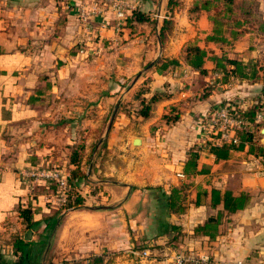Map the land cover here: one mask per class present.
Here are the masks:
<instances>
[{
  "label": "crops",
  "instance_id": "crops-1",
  "mask_svg": "<svg viewBox=\"0 0 264 264\" xmlns=\"http://www.w3.org/2000/svg\"><path fill=\"white\" fill-rule=\"evenodd\" d=\"M82 1L0 0V254L14 258L11 239L17 232L42 247L38 264L43 263L58 224L57 220L52 229L47 228L44 219L58 207L52 186L38 185L44 191L31 194L25 174L45 164L70 174L75 167L71 151L80 145L84 148L81 168L89 161L87 179L79 183L81 196L99 202L97 196H90L91 188H96L92 179L102 181L106 195L104 207L84 200L82 208L72 209L71 221H76L71 234L100 229L109 238L78 243L71 258L83 257L84 251L91 255L125 248L126 215L132 214L140 199L150 196L145 187L163 186L168 193L181 185L193 201L189 220L196 210L208 215L213 211L211 188L250 196L246 208L224 213L214 238L200 237L198 252L208 257L201 264L209 260L208 264H264V155L260 164L255 163L256 155L245 145L228 159L216 161L205 145L203 124L207 111L220 103L231 101L245 108L264 103V0H233L229 12L225 0H177L171 7L168 0H132L134 10L149 21H136L132 10L119 32L107 12L83 20ZM164 19H171L173 26L162 43ZM214 33L224 41L211 40ZM189 42L210 55L255 65L256 79L224 78L211 59L205 60L204 73L191 68L182 55ZM174 58L178 65L160 68L162 60ZM137 74L138 79L130 83ZM142 86L144 93H136ZM154 95L157 100L149 115L142 117L137 112L139 99L148 101ZM119 100V111L100 151L103 142L100 138L93 146L94 136ZM124 104L130 110H124ZM170 107L179 117L166 124L162 116ZM263 128L264 120L255 144L264 147ZM134 138L140 139L136 146ZM189 150H198L199 158L198 172L188 176L182 170ZM31 159H37L36 164ZM96 171L106 178L98 179ZM18 204L31 206L34 220L40 222L36 229L22 223ZM143 216V211L132 216L130 227L157 226L158 218L147 222ZM60 240L55 239L54 245L61 246Z\"/></svg>",
  "mask_w": 264,
  "mask_h": 264
},
{
  "label": "trees",
  "instance_id": "trees-1",
  "mask_svg": "<svg viewBox=\"0 0 264 264\" xmlns=\"http://www.w3.org/2000/svg\"><path fill=\"white\" fill-rule=\"evenodd\" d=\"M228 6H226V10L231 11L230 4L233 0H225ZM178 4L177 0H168V7L176 6ZM132 17L139 22L149 21V18L142 13L141 11L134 10L132 13ZM129 17L126 18V21ZM214 24L217 22L214 21ZM173 26V22L171 19H164L162 27L160 29V38L162 43L166 40L168 33L171 32ZM217 32V30H216ZM214 35L210 36L211 40H222L223 38L217 37ZM77 48V47H76ZM182 55L184 61L191 68L199 70L201 73L205 72L204 62L206 59H211L215 63L216 69H220L224 73V78L228 76H236L239 78H246L249 80H254L257 77V69L255 65H244L240 61L235 59H228L224 56H216L210 55L209 51L200 47L195 42L187 43L183 50ZM178 59H164L160 63L161 69H166L170 65H178ZM232 65V69H227L226 65ZM136 93L142 94L144 93V87H140L136 90ZM137 95V94H134ZM140 100V107L138 109L139 115L142 117H147L151 110V104L157 100V96H152L148 101L144 99ZM124 109V108H123ZM258 110H262L264 112V103H255L250 108L241 107L238 109L239 116L244 117L245 119L252 122V127L250 129H244L239 132V142L236 144H225L221 146H211L209 152L212 153L215 157V160H225L228 159L230 153L232 151L243 150L245 145H249V152L254 153L258 157H262L264 155V147L255 144V135L259 130V126L261 122H255L254 116ZM179 117V113L170 107L162 116V119L166 124H170L176 121ZM163 135L160 132L159 136ZM84 148L80 145L76 146L72 149L70 154V162L75 166L70 174H69V194L68 200L65 203L64 208H70L79 206L84 203V199L80 194L78 189L75 190V186H78L82 180L86 179V174L81 170V160L82 153ZM188 156L184 162L182 174L184 175H192L198 172L197 170V162L199 158L198 150H189L187 152ZM34 162L37 159H33ZM48 166V165H44ZM50 167H54L51 166ZM206 169H202L200 172H205ZM75 187V188H74ZM53 188V187H52ZM150 190V196L155 200V205L159 211H162L163 215H170L174 213H181L184 209V206L179 202L181 197V188L172 187L170 191L167 193L163 188L156 186L148 187ZM44 191V189L40 190ZM250 202V196L247 193H240L238 195L233 194V192L229 189H218L211 188L210 190V206L212 208H217L221 206L217 210L216 215L209 216L204 223L198 224L195 227V232L201 234L203 236H207L212 239L218 234V227L222 221L223 215L225 212L234 213L238 210H242L248 206ZM196 205L200 204L199 197H197L195 201ZM58 209L52 217H48L44 219L47 228H53L56 224L59 214L61 211ZM16 210L18 211V215L21 218L22 223L25 225L27 229H36L40 222L35 221L33 218L34 211L31 206L28 205L26 207H21L20 204L16 206ZM160 214V213H159ZM157 222V235H164L167 233L168 228H177V226L173 223H170L166 219L158 216ZM11 249L12 254L14 256L13 259H6L3 254H0V264H38L39 254L41 253L42 247L37 246L29 241L24 240L22 237L16 235L11 239ZM86 264H107L105 257L103 254H91L87 258ZM187 264H195V263H187Z\"/></svg>",
  "mask_w": 264,
  "mask_h": 264
},
{
  "label": "rangeland",
  "instance_id": "rangeland-1",
  "mask_svg": "<svg viewBox=\"0 0 264 264\" xmlns=\"http://www.w3.org/2000/svg\"><path fill=\"white\" fill-rule=\"evenodd\" d=\"M114 107L115 106L112 104L111 107L109 108V112L107 116L103 120L101 129H100L101 131L103 129L102 134H100L101 131L99 130V132L94 136L95 138L93 141V146L96 144V142H98L100 138H102L103 143L100 147V151L102 148H105L104 145H106L105 143H106V139H107L106 137L108 133L105 134V129L108 125V122H109V119L111 117ZM124 110H130V108H127L126 105L124 104ZM118 111H119V107H118ZM72 120H75V119H72ZM57 121H60V119H57ZM60 124H64V123L62 122ZM100 144H98L97 147H99ZM31 162L33 164L34 163L36 164V162H34L33 159H31ZM98 164L100 165V161L98 162ZM84 165L85 167L83 169L81 168V170L86 174V171L88 173L89 161L87 162V164L84 163ZM94 168L96 170L98 169V167L96 166H94ZM96 176L98 179L106 178L102 172L98 173L96 171ZM92 181L95 182V183L92 182V185H94L96 188L94 189L91 188L90 196L91 197L92 195L97 196L99 199H96V200L99 202L91 201V198H88V199L83 198V199L87 200L88 203L90 204H97V206L104 207L102 204L104 202L102 201H105V200H102V196H105L106 192L103 191V188H102L103 183L102 181H100L101 183H99V181L94 180V179H92ZM75 187H74L75 190L76 189H78L79 191L81 190L79 185ZM148 187H145V189H148ZM151 187L155 188L156 186H151ZM159 187L163 188V186H159ZM180 188H181V197H180L179 202L184 206V209L181 213H174V216L171 214L163 215L162 211H159L158 209L155 211L154 210L155 200L151 196L147 197V200L140 199V201L138 202V206H136L131 212L132 214L127 213L128 215H126L127 223H128L127 228H126L127 246L120 250H105L104 252L101 253L104 255L105 260L107 261V264H176L174 260V255L176 253H183V254L192 253L196 255L199 254L198 252V247L200 245L199 239L203 235L196 233L195 227L198 224H202L205 222L204 221L202 223H199L198 222L199 219H203L204 217H206L207 219L211 215H216L218 209L213 208L212 209L213 211L209 215L207 213H204V211L199 212L198 210H196L195 212L189 214V217H190V220H189L188 210L191 208V205H192L191 202L193 201L190 200L188 196L190 192L188 193L187 188H186V191H184V188L181 185H180ZM39 189H40L39 187H36L35 191L37 190L39 191ZM29 191L31 192V194L35 193L33 192V190L29 189ZM48 204H52V203L48 202ZM64 205L60 206L56 204V207H58L57 210L60 209L61 207H64ZM81 205L59 210L61 212L59 214L58 224L56 225L55 230H54V233L56 234H54L52 237L51 245L48 246L46 258L42 264H86L87 258L89 256V254H87L88 252L86 251H84L83 257L79 256L78 258H71L72 256H70V254L76 251L74 250V246L79 245L78 243L80 244L82 243L86 245L88 242L96 243L100 240H103V239L105 240L106 238L107 239L109 238V235L105 234L100 229L91 231L90 233H89V230L88 231L80 230L79 233L74 232V234H71L72 230H74V227H75V226L72 227L71 225L74 221H76V220L71 221L70 215L74 211L72 209L75 208L76 210V209L82 208L80 207ZM141 211H143L144 213L143 218L147 222L149 221L152 222L153 219H156L158 216H161L162 218H164V220L166 219L170 223L175 221L174 223L177 226V228L175 229L168 228L167 233H165L164 235L158 236L156 224L154 223L152 224L151 228L147 227L144 229H138V228L135 229L133 227H130L131 226L130 220L132 216L134 217ZM176 218L178 219L176 220ZM66 227L67 228L71 227V229L69 230V233L68 232L62 233V230L66 229ZM16 235H17V232H16ZM57 238L61 239L60 241H63L61 246L54 245L55 244L54 240Z\"/></svg>",
  "mask_w": 264,
  "mask_h": 264
},
{
  "label": "built area",
  "instance_id": "built-area-1",
  "mask_svg": "<svg viewBox=\"0 0 264 264\" xmlns=\"http://www.w3.org/2000/svg\"><path fill=\"white\" fill-rule=\"evenodd\" d=\"M135 4L132 0H83L79 6V16L83 20L100 14L109 13L115 20L114 28L119 32L124 25L130 12L134 10ZM219 74V73H217ZM242 106L227 101L210 108L204 116L203 124L205 127V137L207 149L211 146H221L225 144H236L239 142V132L244 129H250L252 122L239 116L238 109ZM255 122L264 120V112L258 110L254 116ZM255 163L261 161V157L253 158ZM264 171V165L261 167ZM27 187L35 190L38 185L45 188L53 187L54 203L64 205L68 200L69 194V173L59 167H50L37 165L31 167L25 174ZM176 264L206 263L208 257L201 254H183L174 255Z\"/></svg>",
  "mask_w": 264,
  "mask_h": 264
},
{
  "label": "water",
  "instance_id": "water-1",
  "mask_svg": "<svg viewBox=\"0 0 264 264\" xmlns=\"http://www.w3.org/2000/svg\"><path fill=\"white\" fill-rule=\"evenodd\" d=\"M139 75H140V74H137V75L134 77V79H133L132 82H131L132 84L138 79ZM119 105H120V100L116 103V105H115V107H114V109H113V111H112L111 117H110V119H109L108 125H107L106 130H105V134H107V133L110 131L111 127H112V124H113L114 119H115V117H116V113H117V111H118V107H119ZM262 133H264V128L262 129ZM101 141H102V138L100 139V142H101ZM139 143H140V139H139V138H134V139H133V144H134V145H138Z\"/></svg>",
  "mask_w": 264,
  "mask_h": 264
}]
</instances>
